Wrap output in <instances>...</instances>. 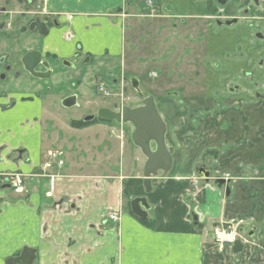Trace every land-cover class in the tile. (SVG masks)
<instances>
[{
  "label": "crops",
  "instance_id": "obj_1",
  "mask_svg": "<svg viewBox=\"0 0 264 264\" xmlns=\"http://www.w3.org/2000/svg\"><path fill=\"white\" fill-rule=\"evenodd\" d=\"M125 1L42 0L41 14L60 23L50 24L43 36L42 59L53 58L68 68L81 66L84 70L79 75L94 64V85L105 84L100 76L108 75L118 81L115 86L121 94L126 83L120 72L127 69V58L133 60L131 68L141 70L144 58L157 66L160 75H166L169 68L160 69L180 45L182 54L189 57L187 67H193L192 55L205 47V42L191 43L195 36L231 34L230 44L216 49L213 58L217 60L222 52H236L237 46L247 48L248 34L264 28V20L250 26L249 21L257 19H251L257 11L251 5L250 15L240 17L238 24L217 23L244 10L245 0L222 4L215 0H153L159 7L161 2L180 7L181 13L176 14L185 17L183 25L166 17H143L146 0ZM34 17L28 16L27 29ZM186 41L190 43L186 45ZM182 54L176 56L177 62ZM208 54L211 56V50ZM118 56L124 59V70L116 74L113 61ZM83 58L88 62L81 64ZM255 60L251 56L252 63ZM245 65L231 59L224 77L188 78L181 82L187 86L184 95L178 89L159 96L146 94L153 96L165 122V140L173 149L169 171L164 177H152L149 191L143 183L146 158L131 141L132 127L126 140L124 135L118 136L119 129L107 125L111 123L93 125L95 120L86 122L85 115L67 122V115L54 112L48 100L35 94L0 92V264H7L24 247L35 250L33 264H232L231 259L234 264L242 263L244 245L238 253L232 246L218 249L213 244V228L221 220H239L252 207L248 212L252 219L264 216V114L260 111L257 116L258 111H253L258 120L248 131L250 144L226 153L229 143L243 134L237 127L221 128L204 113L210 101L228 98V80ZM50 70L54 71L51 66ZM130 83L135 86V79ZM135 87L143 95L142 86ZM176 92L174 98L171 94ZM71 95L76 96L77 105L74 92L62 99ZM110 102L86 99L95 111ZM88 114L95 115L91 110ZM73 121L81 125L71 126ZM51 150L63 152L62 165L49 159ZM220 153L215 169L227 171L235 179L228 184V194L225 185L217 186L211 179L206 166ZM241 168L259 175L251 182L242 181ZM10 173L21 174L23 192L13 188L7 177ZM137 197L145 198L147 204L143 220L130 209L131 200ZM109 211L121 212L119 223L102 219ZM237 254L241 256L237 258Z\"/></svg>",
  "mask_w": 264,
  "mask_h": 264
},
{
  "label": "rangeland",
  "instance_id": "obj_2",
  "mask_svg": "<svg viewBox=\"0 0 264 264\" xmlns=\"http://www.w3.org/2000/svg\"><path fill=\"white\" fill-rule=\"evenodd\" d=\"M164 4L165 8H169L168 14L172 20L176 23L180 22L176 13H181L182 9L180 7L176 8L173 5L169 6L166 3ZM24 7V3L20 0H0V9L6 8L7 10L15 11L10 14L0 16V92L4 95L7 93H30L32 95L35 94L40 96L42 100H48V104L54 112L67 115V122L71 119H81L83 115H89L88 113L90 110L96 115L97 110L95 111V109L88 106L89 103H86V99L90 103H93V101L104 102L105 99L101 98V94L97 91L96 86L93 83L97 77L95 76L96 72H93L94 64H92V67L87 73L79 75V73L84 70V68L79 69L81 66L77 68H68L65 64L51 58L50 61H45L49 63L54 71L52 70L53 72L51 71L49 77L46 78L34 77L24 68L21 61L23 55L29 51V49L39 51L41 49V40L43 38V36L39 35L37 31H29L27 29V18L29 15L17 11L25 10ZM179 33L182 36L183 32L180 31ZM232 39L233 38L229 33H225L219 37L209 32L205 33V37L199 38L195 36L191 43L195 42V46L196 44L200 45L202 42H205V47L203 51L195 52L194 55H192L193 61L190 64L193 63V67H187L189 57L182 54V47L180 45L177 49L170 53L169 57H167L163 63V68L160 69V71H164L169 68L167 70V76L160 75L161 73L159 72L157 66L148 59H141V61L145 60L146 64H143L140 70L139 68H131L130 65L131 63L133 64V60L127 58L126 64L128 67L124 70V59L120 56L115 57L113 61L116 67L115 73L117 74L119 71L124 70V72H120V74L125 75V95L130 98L128 103L133 105L134 103H138L140 100V97L136 95V90L134 89L135 86L136 89H138V86H142V88L139 87V89L143 92V95L153 93L155 96H159L164 95L165 93H171L172 91H177V89L184 95V92L186 91L185 88H187V86H183L181 82L193 77L195 70V75L197 77L200 76V73L202 75L204 72L203 68L210 61V57L212 60L215 56L216 49L225 48L226 45L230 44ZM184 43L188 45L190 42L186 41ZM210 50L212 53L211 56L208 54ZM178 54H182L183 57L179 62H177L178 58L176 57ZM200 58L204 59V61L202 60L203 63H199ZM255 62L256 60L253 63ZM247 69L250 68H239L233 77L236 78L237 76H240V72ZM151 71L156 72V76H152L150 74ZM216 73L218 72L216 71ZM100 77L107 87H111L113 85L112 79L108 75H101ZM132 78L135 79V86H132L129 82ZM255 80L257 82L250 81L249 79H245L244 81L237 79V81L229 80L227 83H232L234 87L239 89L237 91L230 92L229 88L231 85L227 86L229 96L226 102L229 104L233 113L237 116L236 121L228 124L230 128L237 127L243 134V137L237 142L229 143L226 153H229V150L232 148H241L244 144H250L248 131L255 125L253 121H255V119L258 120L257 116H259L260 111L264 114V99L259 101L254 100L256 99L254 98V94L258 92L264 93V70L257 72ZM139 82L141 85H139ZM114 90L116 93L118 92L117 86H115ZM72 92L78 95V104L71 108L63 107L62 97L64 94ZM172 96L177 98L175 95ZM169 109L171 108L169 107ZM253 111H258V115L255 116ZM260 119L262 121L263 118L260 117ZM105 122L106 121L96 119L92 123L93 125H99V123L103 124ZM106 123H111L107 125L119 129V137L122 136L123 138L124 135L126 140L129 139L128 132L131 131V126L129 124H125V126L122 124L119 126L116 122ZM78 125L81 124H79L78 121H73L71 126L76 127ZM122 126L123 128H120ZM219 151L221 152L222 150ZM220 155L221 153L218 158H213L211 163L206 165L208 172L211 175V179L214 181V178L217 179L219 177H224L230 179L228 181L229 183L234 182L235 179L231 177L229 172L215 169L216 167L218 168L219 164L217 165V161L219 160ZM241 171L242 174H244L242 177L244 180H238L245 182H251L252 179L257 178V175H259L251 172L250 170L245 173L242 168ZM253 209L254 207L247 210L250 212L253 211ZM248 212L241 215L243 216V219L240 218L239 220H243L247 224H260V227L256 229L257 234L255 237L250 240H244L243 255L241 256L237 254V258H239L238 256L242 257V263L238 262V264L264 263V216L258 218L259 220H254L252 219V213ZM231 261L232 264H234L232 259Z\"/></svg>",
  "mask_w": 264,
  "mask_h": 264
},
{
  "label": "flooded vegetation",
  "instance_id": "obj_3",
  "mask_svg": "<svg viewBox=\"0 0 264 264\" xmlns=\"http://www.w3.org/2000/svg\"><path fill=\"white\" fill-rule=\"evenodd\" d=\"M20 1H22L24 3V5H25L24 9L25 10H18V12L27 14L31 17L35 16L31 20V22L29 23L28 29H29L30 24L32 22H34L35 19H37V18L39 19L40 22H42L43 20H46V21H44V23H45V26L47 28V31H48V26L52 23L55 26L60 25V23L56 22L55 20H50V16H43L44 14H41L40 3L42 2V0H20ZM226 1H228V0H215V2L220 3V4H222ZM126 2L128 3L129 0H126L125 3ZM245 2H247L245 5V9L244 10L240 9L239 14H236L238 16L234 15V16H231L227 19L225 18L223 20H217L218 21L217 23L219 25H222V26H224V25L225 26H231L233 24H238L240 17H243V16L246 17L251 12V9H250L251 6L253 8H256L257 11L255 14V17L250 15V14L249 15L251 16V19L252 18H254V19L257 18V19L249 21L250 26L251 27L254 26L255 22H258L259 20H264V0H245ZM145 4H146L145 6L147 8L146 9L147 12L142 14L143 17L156 15L159 17H166V18L172 19L170 17V15L168 14L169 8L168 7L165 8L164 2H161L160 7L157 6L153 0H146ZM10 13H12V12L7 10L6 8L0 9V15L1 16L4 14H10ZM176 16H178V19L180 20V22H177V23L175 22V24L183 25L186 21L185 17L179 16V15H176ZM178 28H180V27H178ZM30 31H37V29L35 28L34 30H30ZM47 31H46V33H47ZM179 32H180V30H179ZM39 35H41V34L39 33ZM44 35H41V36H44ZM247 37H248L247 38V43H248L247 48L242 47L240 45V46L236 47V49H235L236 52H233V53L222 52L221 54L217 55V56H219V58L217 60L212 58V60H210L205 65V67L203 68L204 72L202 75L200 73V76L197 77L195 75L196 74L195 73L196 70H195L193 77H195L197 79L198 78L201 79L204 75H210V76L219 77V78L224 77V72L226 71V67H227L229 60L237 58L238 60L242 61L244 63V65L245 64L249 65L252 63L251 56L255 55L256 56V62L250 66L245 65V68H250V69L241 71L240 76H237L236 78H234V77L230 78L229 80L230 81H237V79H238V80L244 81L245 79H249L250 81L257 82L255 80L257 72L264 70V28H262L261 30L258 29L256 31H252L251 33L248 34ZM256 41H259L258 42L259 45H256ZM87 62H88V59L83 58L80 63L85 64ZM75 66H76V64L74 65L73 68H75ZM49 68H50V66H49ZM44 70H45V68L40 65V71H44ZM216 71L218 73H216ZM228 75L230 76L231 74L228 73ZM152 76H156V75L153 74ZM193 77H190V78H193ZM123 81L125 82V77L123 78ZM112 83H113V85L111 87L105 86V88H104L105 84H102V85L98 84L96 89L101 94V96H103L102 98L107 99V100H111L110 105H108L107 107L106 106H104V107L109 108V109L114 110V111H119L121 108H123V106H127V105L129 106L130 105L128 103L129 97L125 95V85L122 87V93L119 94V93H116L114 90L115 85L118 83V81H116V79H115L112 81ZM228 85H231V87L229 88L230 92L239 90L237 87H234L232 83H230ZM103 89H104V91H103ZM227 90H228V88H227ZM178 94L179 93L176 92V93H173L171 95L177 96ZM236 94H238V93H236ZM136 95L139 96L137 94V92H136ZM254 98H256V99H254L255 101L263 100L264 99V93L258 92L256 94H254ZM142 100H143V97L140 96L139 102L136 104H133V105L131 104V106L132 107L140 106L142 104ZM226 100L227 99H225V101L222 99L218 100V98H217V100L210 101L211 106L205 110L204 114L206 116H210L214 121L220 123L221 128L228 130L230 128L228 123L236 121L237 116L233 113L229 104H227ZM100 108H98V109H100ZM222 179L230 180L229 178H224V177H219L217 179L214 178L215 184L217 186L218 185H220V186L225 185L224 188H228V189H225L226 193L228 194L229 193V187H228L229 182H227V184H226L224 181H220ZM240 222H241V224L239 226V235H240L239 240L241 242V247H242L244 245L245 239L250 240L254 237V235L256 233L257 225L255 223L247 224L243 220H240ZM252 230L254 231V234H251ZM215 246L218 249H220L217 245H215ZM232 248H234L233 245H232ZM235 253H233V254H235ZM203 259H204V257H203Z\"/></svg>",
  "mask_w": 264,
  "mask_h": 264
},
{
  "label": "water",
  "instance_id": "obj_4",
  "mask_svg": "<svg viewBox=\"0 0 264 264\" xmlns=\"http://www.w3.org/2000/svg\"><path fill=\"white\" fill-rule=\"evenodd\" d=\"M39 19H35L29 26L30 30L37 31L44 35L47 31L45 23ZM24 68L34 77L46 78L49 77L51 70L49 64L42 60L39 51L30 50L26 52L22 59ZM40 65L45 68V71H40ZM139 94H141L139 92ZM75 95L67 96L62 100L64 107H71L76 104ZM100 120L115 121L117 123H129L133 130L130 133L132 143L137 146L141 153L145 156L146 161L143 168V183L146 191L150 190V182L152 177L166 176L171 167L172 147L167 145L165 140L166 126L162 117L155 107L153 96H146L142 100V104L135 108L123 106L119 111H114L109 108H100L96 115ZM94 116H87L83 120H92ZM200 171H204L200 168ZM160 172V175L158 173ZM207 174V173H205ZM131 212L139 219L146 218L147 204L145 198L137 197L130 202ZM194 219V218H193ZM241 244L238 241L234 243V251H238ZM35 260V250L33 248L24 247L18 256L10 257L6 260L7 264H33Z\"/></svg>",
  "mask_w": 264,
  "mask_h": 264
},
{
  "label": "built area",
  "instance_id": "obj_5",
  "mask_svg": "<svg viewBox=\"0 0 264 264\" xmlns=\"http://www.w3.org/2000/svg\"><path fill=\"white\" fill-rule=\"evenodd\" d=\"M49 156L53 161H57L58 164H62L61 160L62 152L60 150H52L49 152ZM14 185H20L21 177L19 174L11 175ZM107 218L111 221L118 222L120 220V214L117 212L107 213ZM238 225V224H237ZM237 225L233 223L221 222L214 227V243L220 247L233 242L238 236Z\"/></svg>",
  "mask_w": 264,
  "mask_h": 264
},
{
  "label": "trees",
  "instance_id": "obj_6",
  "mask_svg": "<svg viewBox=\"0 0 264 264\" xmlns=\"http://www.w3.org/2000/svg\"><path fill=\"white\" fill-rule=\"evenodd\" d=\"M96 120V119H95ZM83 123H85V122H83Z\"/></svg>",
  "mask_w": 264,
  "mask_h": 264
}]
</instances>
